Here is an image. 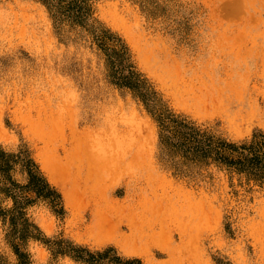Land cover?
<instances>
[{
	"label": "rangeland",
	"instance_id": "rangeland-1",
	"mask_svg": "<svg viewBox=\"0 0 264 264\" xmlns=\"http://www.w3.org/2000/svg\"><path fill=\"white\" fill-rule=\"evenodd\" d=\"M2 136L0 264H264V0H0Z\"/></svg>",
	"mask_w": 264,
	"mask_h": 264
},
{
	"label": "bare ground",
	"instance_id": "bare-ground-1",
	"mask_svg": "<svg viewBox=\"0 0 264 264\" xmlns=\"http://www.w3.org/2000/svg\"><path fill=\"white\" fill-rule=\"evenodd\" d=\"M5 140H6L5 137H3V136L0 137V141L5 142ZM43 148L45 149V147H43ZM36 157H37V161L40 163L41 169L44 171V173L46 174L49 181L51 183L57 185V187H59V189L61 190V192L64 196L66 203L69 204L71 201V196H72L73 190L70 188H66L61 183H59L57 176H55L56 173H55V170L53 169V165H51L49 163V161L43 157V150L42 149H39L37 151ZM93 215H94L93 218L96 221L98 218V215L96 213ZM130 230L132 231V228ZM124 238H125L124 236L119 238L116 245L120 249V251H122L125 254L130 255V253H128V251L125 249L124 245L122 244V242H124L123 241ZM146 264H151V263L146 260Z\"/></svg>",
	"mask_w": 264,
	"mask_h": 264
}]
</instances>
